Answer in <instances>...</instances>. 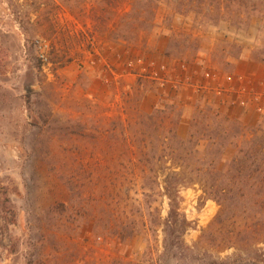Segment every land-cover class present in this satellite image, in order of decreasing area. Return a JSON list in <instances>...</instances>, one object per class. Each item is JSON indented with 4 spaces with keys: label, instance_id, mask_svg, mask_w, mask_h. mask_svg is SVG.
Masks as SVG:
<instances>
[{
    "label": "rangeland",
    "instance_id": "374dc122",
    "mask_svg": "<svg viewBox=\"0 0 264 264\" xmlns=\"http://www.w3.org/2000/svg\"><path fill=\"white\" fill-rule=\"evenodd\" d=\"M247 3L256 7L0 0V264L158 262L162 235L150 221L166 216L167 201L136 157L139 146L151 152L160 143L134 137L130 126L175 104L183 140L194 115L209 108L238 126L228 138L264 132V0ZM227 143L200 140L196 165L221 172L215 186L227 196L212 193L210 176H190L179 189L185 243L220 259L233 250L208 236L200 242L218 200L227 226L246 222L254 234L264 226V187L252 185L251 171H230L237 149ZM248 244L264 252V233Z\"/></svg>",
    "mask_w": 264,
    "mask_h": 264
},
{
    "label": "trees",
    "instance_id": "16d2710c",
    "mask_svg": "<svg viewBox=\"0 0 264 264\" xmlns=\"http://www.w3.org/2000/svg\"><path fill=\"white\" fill-rule=\"evenodd\" d=\"M178 1L179 5L184 7L196 2V0ZM247 1L228 0V8L234 4L238 7V10L243 9L247 12L248 8L253 9L256 7L255 4L248 6ZM202 3L204 4V0H202ZM233 15V18L237 19L240 11H236ZM261 62L264 63V60H261ZM181 116V110L175 104H164L162 108L154 109L147 116H139L138 120L130 126L134 130V137L157 138V142L161 145V152L158 156H156V153L160 145L154 146L151 152H145L143 151V146H139L138 156L136 157L137 162L147 169L145 179L149 180V177L150 179L152 178V184L161 188L159 193L167 201L166 216L161 218L158 215L157 220L150 221L151 225L160 229L162 235V252L158 256V262L155 264H171L172 261H187L188 264H264V252H261L257 244L253 246V251L249 252L248 250V246H250L248 244L249 239L254 237L255 234L264 233V226H261L258 230L255 227L253 229L256 231L255 234L252 230L250 231L246 222L231 220V223L229 224L228 222L227 226L223 218L227 207L220 200H216L220 206V211L207 232L200 237V242L208 236L216 248L233 250L232 255L228 258L220 259L206 252H200L196 244L191 247L188 246L184 241V236L190 229V223L180 210L179 199V189L187 185V182L190 181V176L199 178L210 176L214 183L212 187H216V191L212 193L222 195V197L227 196L225 190L218 189V186H215L218 181L217 178L223 175L221 172L212 170L209 173L204 172L202 174L196 168V165L201 161V154L197 147L199 141L203 139L209 141L210 146L219 145L220 147L223 141H228V145H232L237 149L236 155L229 164L230 171L235 170L238 176L242 175V172L251 171L253 174L247 175V178L254 183L252 185L254 187H264L263 130L259 127L256 128L251 135V139L241 142L238 141L239 138H235V135L231 136L232 138H228V129L234 134L238 131V126L234 122H229L227 119L222 118L218 113H212L209 108L194 115L189 124L188 137L183 140L177 135ZM203 133H214L215 138H211L210 135L202 136ZM198 136L206 138H197ZM143 142L145 141H141L140 145ZM155 168L157 169L156 171ZM256 169L259 170L253 172ZM158 171L160 172L158 173ZM258 195L260 196L258 208L260 211H264V191Z\"/></svg>",
    "mask_w": 264,
    "mask_h": 264
},
{
    "label": "crops",
    "instance_id": "0c3cea01",
    "mask_svg": "<svg viewBox=\"0 0 264 264\" xmlns=\"http://www.w3.org/2000/svg\"><path fill=\"white\" fill-rule=\"evenodd\" d=\"M185 112H186V111H185ZM186 119H187V116H186V117H184V119H183V120H184V121H186ZM182 123H183V122H182Z\"/></svg>",
    "mask_w": 264,
    "mask_h": 264
}]
</instances>
